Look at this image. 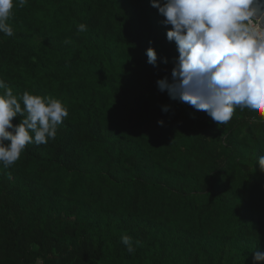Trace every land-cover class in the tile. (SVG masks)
I'll list each match as a JSON object with an SVG mask.
<instances>
[{
    "label": "trees",
    "instance_id": "trees-1",
    "mask_svg": "<svg viewBox=\"0 0 264 264\" xmlns=\"http://www.w3.org/2000/svg\"><path fill=\"white\" fill-rule=\"evenodd\" d=\"M12 11L0 80L69 115L46 145L0 163V264H253L264 122L236 106L218 126L158 89L178 52L151 0H14Z\"/></svg>",
    "mask_w": 264,
    "mask_h": 264
},
{
    "label": "clouds",
    "instance_id": "clouds-1",
    "mask_svg": "<svg viewBox=\"0 0 264 264\" xmlns=\"http://www.w3.org/2000/svg\"><path fill=\"white\" fill-rule=\"evenodd\" d=\"M27 0H15L23 7ZM151 6L171 26L166 38L174 42L171 79L157 80L158 89L173 100L203 111L220 125H226L236 106L248 107L264 122V0H151ZM14 0H0V33L13 36L8 23ZM83 23L78 32L86 31ZM148 63L158 66L154 47L146 50ZM168 63V58H163ZM0 163L13 165L27 144L46 145L54 139L57 126L69 115L58 99L25 91L20 99L0 80ZM21 101L24 105L22 108ZM169 105L163 111H169ZM26 114V115H25ZM19 123H13L14 117ZM163 126L164 120L158 121ZM257 162L264 171V155ZM121 240L128 252L133 241ZM264 261V252L255 251L253 264Z\"/></svg>",
    "mask_w": 264,
    "mask_h": 264
},
{
    "label": "crops",
    "instance_id": "crops-1",
    "mask_svg": "<svg viewBox=\"0 0 264 264\" xmlns=\"http://www.w3.org/2000/svg\"><path fill=\"white\" fill-rule=\"evenodd\" d=\"M37 264H42V262L40 261V262H38Z\"/></svg>",
    "mask_w": 264,
    "mask_h": 264
}]
</instances>
